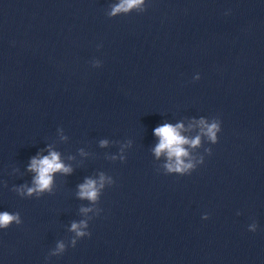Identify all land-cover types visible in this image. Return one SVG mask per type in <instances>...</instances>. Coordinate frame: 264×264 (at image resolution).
Instances as JSON below:
<instances>
[{"label":"clouds","instance_id":"9594fccd","mask_svg":"<svg viewBox=\"0 0 264 264\" xmlns=\"http://www.w3.org/2000/svg\"><path fill=\"white\" fill-rule=\"evenodd\" d=\"M145 0H118L117 3L109 5V11L106 15L109 18H114L119 15H127L132 10L138 12H145L144 7ZM99 65V61H97ZM201 133L208 137L212 143H217V133L221 131V122L213 120L208 123L204 119L199 122ZM183 130V124L171 125L164 124L154 129V133L159 137V143L154 149V153L157 158L161 154L167 156L168 162L164 165L167 173H177L180 175H190L196 168L197 163H203V158L200 161H195L190 157L189 151L184 147L190 145L195 148L200 145L201 138L196 136L194 139L189 140L185 136L181 135ZM106 141H102V146L106 144ZM211 154V149L207 150ZM29 171L35 172L36 175L33 179V185L31 187L21 186L17 191L21 195L32 196L34 193L40 195L44 192H51L53 183V174L57 172L69 173L71 169L66 167L59 158V154L55 151H50V154L40 158H32L29 165ZM105 176L100 175L99 181L93 179H87L83 184L79 185L78 196L81 199H87L93 203L99 200L101 190L105 185ZM109 183H112L111 179H108ZM83 213L92 211L90 208H82ZM102 211V210H99ZM207 218V217H205ZM22 223L19 213H10L8 211L0 212V229H8L11 225H20ZM88 224L86 221H80L79 223H72L71 231L75 233L76 238H84L90 236L91 233L86 231ZM257 224L253 223L249 226V231L255 232ZM76 238L71 241V246L75 247L77 244ZM66 251V246L63 242H58L56 249L52 252L53 256H60Z\"/></svg>","mask_w":264,"mask_h":264}]
</instances>
